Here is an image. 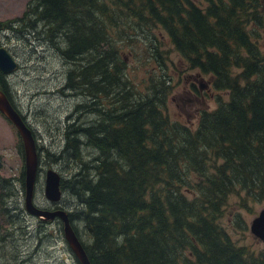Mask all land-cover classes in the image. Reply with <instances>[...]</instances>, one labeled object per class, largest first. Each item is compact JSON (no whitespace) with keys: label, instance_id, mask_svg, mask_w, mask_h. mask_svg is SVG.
<instances>
[{"label":"trees","instance_id":"trees-1","mask_svg":"<svg viewBox=\"0 0 264 264\" xmlns=\"http://www.w3.org/2000/svg\"><path fill=\"white\" fill-rule=\"evenodd\" d=\"M31 2L0 31L30 13L29 26L70 65L58 90L80 100L56 130L62 145H35L40 169L61 165L51 169L75 203L63 210L88 264H264V242L236 244L221 224L226 217L238 225L236 209L249 203L264 207V0ZM119 20L158 29L185 68L207 74L226 97L213 94L215 106L194 127L170 119L172 76L154 70L144 89L134 87L110 32ZM146 50L155 69L170 62L154 38ZM0 91L26 122L1 72ZM17 177L23 186L22 165ZM2 192L0 230L11 217Z\"/></svg>","mask_w":264,"mask_h":264},{"label":"rangeland","instance_id":"rangeland-1","mask_svg":"<svg viewBox=\"0 0 264 264\" xmlns=\"http://www.w3.org/2000/svg\"><path fill=\"white\" fill-rule=\"evenodd\" d=\"M31 4V0H0V22L22 18L23 13L31 9ZM29 14L15 29L0 31V47L6 48L17 63L16 68L6 75L14 106L32 130L36 145L54 152L57 145H62L61 133H56V130L63 129L66 117L80 98L58 90L64 83V74L70 65L66 64L49 41L41 37L42 33L29 26ZM39 26L40 23L37 28ZM110 32L120 45V53L126 61V75L134 87L144 89L149 78L155 79L154 70L159 72L163 69L164 73L168 72L172 76L173 85L168 86L166 97L170 119L194 127L200 111L215 106L213 94H220L223 99L226 97L225 93L211 88L207 74L185 68V63L178 59L167 39L159 37L158 29L119 20ZM152 38L170 60L164 59L166 65H160L158 69L149 60L146 50ZM171 68H175L173 74ZM195 72H199L202 77V82L207 86L205 89L198 90V82L192 78H196L198 73ZM191 83L196 90L191 88ZM19 140L15 127L0 113V190L10 194L3 201L11 216L1 223L0 264H79L63 239L58 224L60 219L44 220L29 215L23 208V186L17 177L21 165L23 167V158L17 150ZM60 167V164L53 163H45L42 169L40 165L37 166L32 198L37 207L48 210L59 207L69 211L72 205L75 206L66 191L61 193L56 203L48 201L43 195L45 170L52 168L60 173ZM63 171L66 172V165ZM230 199L235 201V197ZM260 208L258 203H249V209H236L241 218L238 225L229 223L226 217L221 219V224L236 244H244L252 249L262 245L248 229L250 220ZM49 216L51 214L45 218ZM244 223L245 227L242 226ZM78 226L80 232L81 225Z\"/></svg>","mask_w":264,"mask_h":264},{"label":"water","instance_id":"water-1","mask_svg":"<svg viewBox=\"0 0 264 264\" xmlns=\"http://www.w3.org/2000/svg\"><path fill=\"white\" fill-rule=\"evenodd\" d=\"M16 66L17 63L8 50L4 47H0V72L2 74L8 75L16 68ZM0 113L15 127L21 141L24 186L23 207L25 211L34 217H38L40 214H43L44 216L51 214V216L46 217V220H52L54 217H58L62 222L63 239L65 240L68 248L71 250L73 256L76 258L79 264H88L85 253L68 222L66 212L62 209H41L33 204L32 195L37 172L35 140L32 136L30 128L27 127L26 123L22 120L20 115L12 107L1 91ZM59 179L60 176L54 170H45L43 180V195L48 201L52 203H56L61 197ZM248 229L252 236L259 239L261 243L264 242V207L260 208L257 215H255L250 220Z\"/></svg>","mask_w":264,"mask_h":264},{"label":"flooded vegetation","instance_id":"flooded-vegetation-1","mask_svg":"<svg viewBox=\"0 0 264 264\" xmlns=\"http://www.w3.org/2000/svg\"><path fill=\"white\" fill-rule=\"evenodd\" d=\"M196 2H197V4H201V6L202 7H204L205 6V3H203V2H201V0H195ZM199 89H201V90H203L204 89V87H205V85L204 84H202V83H200L199 82ZM54 209H56V207L55 208H53V209H51V210H54Z\"/></svg>","mask_w":264,"mask_h":264},{"label":"bare ground","instance_id":"bare-ground-1","mask_svg":"<svg viewBox=\"0 0 264 264\" xmlns=\"http://www.w3.org/2000/svg\"><path fill=\"white\" fill-rule=\"evenodd\" d=\"M38 217L43 218L44 220L46 219L43 214H40Z\"/></svg>","mask_w":264,"mask_h":264}]
</instances>
